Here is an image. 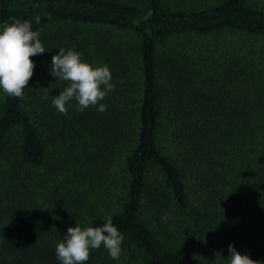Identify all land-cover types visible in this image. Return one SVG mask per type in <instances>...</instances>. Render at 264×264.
I'll return each mask as SVG.
<instances>
[{"label": "trees", "instance_id": "16d2710c", "mask_svg": "<svg viewBox=\"0 0 264 264\" xmlns=\"http://www.w3.org/2000/svg\"><path fill=\"white\" fill-rule=\"evenodd\" d=\"M13 19L46 52L23 99L0 90V264H61L108 215L122 255L85 264H264V0H0ZM60 48L109 67L107 111L54 107Z\"/></svg>", "mask_w": 264, "mask_h": 264}, {"label": "clouds", "instance_id": "9594fccd", "mask_svg": "<svg viewBox=\"0 0 264 264\" xmlns=\"http://www.w3.org/2000/svg\"><path fill=\"white\" fill-rule=\"evenodd\" d=\"M37 24L40 16L33 18ZM46 52L40 39V32L32 30V22L13 19L5 22L0 29V90L9 97L23 99L24 89L33 76L35 64L31 57ZM50 75L67 82V86L52 99V104L59 113L66 115L68 106L75 100L77 111L97 107V111H107V105L100 103L115 85L107 65L93 67L82 59V54L74 50L60 48L51 58ZM165 213L163 220L169 219ZM124 236L114 226L110 215L105 217L101 226L68 227L61 241L55 246V254L61 264H85L92 250L101 245L109 256L116 260L122 255ZM229 264H262L253 260L247 253L241 254L232 245H228Z\"/></svg>", "mask_w": 264, "mask_h": 264}]
</instances>
